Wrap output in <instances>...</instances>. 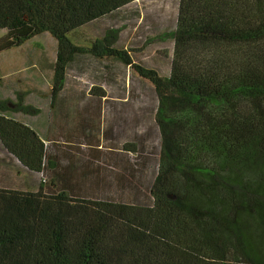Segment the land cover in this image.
Wrapping results in <instances>:
<instances>
[{
	"label": "trees",
	"instance_id": "obj_1",
	"mask_svg": "<svg viewBox=\"0 0 264 264\" xmlns=\"http://www.w3.org/2000/svg\"><path fill=\"white\" fill-rule=\"evenodd\" d=\"M134 1L0 0L12 47L56 40L51 107L77 55L112 58L153 86L160 134L146 205L90 198L75 165L46 193L47 147L12 117L39 110L0 100L2 150L41 175L34 190L0 187V264H264V0H179L165 77L115 46L119 29L88 47L68 37Z\"/></svg>",
	"mask_w": 264,
	"mask_h": 264
},
{
	"label": "rangeland",
	"instance_id": "obj_2",
	"mask_svg": "<svg viewBox=\"0 0 264 264\" xmlns=\"http://www.w3.org/2000/svg\"><path fill=\"white\" fill-rule=\"evenodd\" d=\"M178 2L136 0L68 37L88 47L106 31L119 29L115 46L134 63L165 77L173 47L167 34L174 29ZM11 44L9 32L0 30V100L21 95L28 102H46L51 95L56 40L45 33L20 48ZM58 97L64 99L66 112H59V103L50 112L48 103L41 104L45 129L35 128L47 147L44 191L56 190L51 180L57 168L65 172L75 165L77 177L71 184L77 190L83 186L90 198L146 205L160 146L153 86L112 58L80 54L69 64ZM4 157L8 162L2 163ZM51 161L57 165L54 169ZM39 178L0 151V187L34 190Z\"/></svg>",
	"mask_w": 264,
	"mask_h": 264
},
{
	"label": "crops",
	"instance_id": "obj_3",
	"mask_svg": "<svg viewBox=\"0 0 264 264\" xmlns=\"http://www.w3.org/2000/svg\"><path fill=\"white\" fill-rule=\"evenodd\" d=\"M22 47V46H20ZM19 47V48H20ZM18 48V47H17ZM13 49V48H12ZM10 49V50H12ZM47 100L46 102H43L42 99L40 102H28L29 99L27 98H23V102L25 105L34 107L35 109L39 110V113L37 115H23V114H14L12 117H14L16 120L21 121L24 125L28 126L29 128H31L36 134H38L36 132L35 128L38 129H45V123L40 121V118L43 117V107L41 106V104L44 103H48V107L47 109L50 111H53V108L51 107V99L49 97H46ZM17 98H12L9 99V101H16ZM61 100H64L62 97H57L55 100V103H61ZM11 117V118H12ZM41 122V123H40ZM39 135V134H38ZM0 151H2L6 156H9L10 158H12L13 160H15L11 155H9L8 153H6L4 150H2L1 146H0ZM5 159L2 161V163L4 162H8V159H6V157H4Z\"/></svg>",
	"mask_w": 264,
	"mask_h": 264
}]
</instances>
